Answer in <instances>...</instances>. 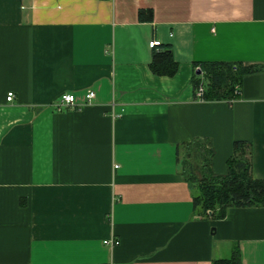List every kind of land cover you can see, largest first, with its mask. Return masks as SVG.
Returning a JSON list of instances; mask_svg holds the SVG:
<instances>
[{
    "label": "crops",
    "instance_id": "crops-1",
    "mask_svg": "<svg viewBox=\"0 0 264 264\" xmlns=\"http://www.w3.org/2000/svg\"><path fill=\"white\" fill-rule=\"evenodd\" d=\"M210 62L260 68L208 101ZM192 139L264 179V0H0V264H264V206L193 207Z\"/></svg>",
    "mask_w": 264,
    "mask_h": 264
},
{
    "label": "trees",
    "instance_id": "trees-1",
    "mask_svg": "<svg viewBox=\"0 0 264 264\" xmlns=\"http://www.w3.org/2000/svg\"><path fill=\"white\" fill-rule=\"evenodd\" d=\"M199 66L209 79L202 95L208 101L230 99L241 75L260 68L229 62L200 63ZM150 68L156 74L173 73L175 62L167 48L152 53ZM232 148L233 155L226 161V173L217 175L210 167L213 149L209 141L192 139L176 147L180 172L192 187L193 207L200 204L199 214L220 219L228 207L264 206V179H253L250 174V143L233 141ZM234 263L232 257L230 261H214L212 264Z\"/></svg>",
    "mask_w": 264,
    "mask_h": 264
},
{
    "label": "built area",
    "instance_id": "built-area-1",
    "mask_svg": "<svg viewBox=\"0 0 264 264\" xmlns=\"http://www.w3.org/2000/svg\"><path fill=\"white\" fill-rule=\"evenodd\" d=\"M156 45H158V41H156V40H151L148 42V47H150V48H152ZM201 92H202V85L197 87L196 95L199 97ZM93 95H94L93 91L89 89L85 92L84 98H85V100L89 101L93 97ZM12 96H13L12 92H7L5 95V100L10 101L12 99ZM56 102L60 106H69V105H72L74 103V97L72 94H69V93L61 94L60 97L56 100ZM108 242L111 245H114V244H116L117 241L115 240L113 242V241L109 240Z\"/></svg>",
    "mask_w": 264,
    "mask_h": 264
},
{
    "label": "rangeland",
    "instance_id": "rangeland-1",
    "mask_svg": "<svg viewBox=\"0 0 264 264\" xmlns=\"http://www.w3.org/2000/svg\"><path fill=\"white\" fill-rule=\"evenodd\" d=\"M195 191V190H194ZM198 211L200 210V204H198L197 208H196Z\"/></svg>",
    "mask_w": 264,
    "mask_h": 264
},
{
    "label": "water",
    "instance_id": "water-1",
    "mask_svg": "<svg viewBox=\"0 0 264 264\" xmlns=\"http://www.w3.org/2000/svg\"><path fill=\"white\" fill-rule=\"evenodd\" d=\"M198 72V71H197ZM211 230H212V228H211Z\"/></svg>",
    "mask_w": 264,
    "mask_h": 264
}]
</instances>
